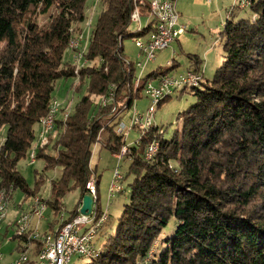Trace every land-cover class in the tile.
Returning <instances> with one entry per match:
<instances>
[{
	"label": "trees",
	"instance_id": "16d2710c",
	"mask_svg": "<svg viewBox=\"0 0 264 264\" xmlns=\"http://www.w3.org/2000/svg\"><path fill=\"white\" fill-rule=\"evenodd\" d=\"M150 1L100 0L84 55L88 63L77 70L65 53L82 30L88 0H0V192L9 202L18 190L25 201L39 196L46 171L60 167L51 180L52 199H41L57 216L70 191L78 189L80 198L66 219L56 220L63 224L79 213L92 178L99 217L101 175L91 160L104 134L113 154L128 147L131 163L123 178L134 177L115 232L84 264H264V194L258 198L264 192V0L247 7L252 17L236 19L234 11L226 17L224 60L211 79L203 80V59L189 54L185 70L201 81L181 88L196 97L179 114L181 130L167 138L153 123L128 145L115 130L119 118L149 81L176 66L153 70L135 85L136 61L128 59L123 42L154 30ZM136 8L149 20L131 31ZM69 78H78L81 96L68 117H57L49 143L36 151L45 166L32 188L19 162L49 114L56 82ZM153 142L159 150L147 160Z\"/></svg>",
	"mask_w": 264,
	"mask_h": 264
},
{
	"label": "rangeland",
	"instance_id": "374dc122",
	"mask_svg": "<svg viewBox=\"0 0 264 264\" xmlns=\"http://www.w3.org/2000/svg\"><path fill=\"white\" fill-rule=\"evenodd\" d=\"M88 11L85 22L81 25L85 36L88 35L89 29L92 27V23L96 20L98 14L101 11L100 0H88ZM177 10L179 12V25L185 26V32L179 39L173 43L169 48L159 51L155 59L145 63L142 68H137V75L144 76L149 72L156 69H165L170 67L172 63L176 66L169 71L170 75L183 72L186 67L190 65L189 54H198L202 59L203 68V80L211 79L224 60L223 41L221 39V32L226 22V17L231 15V11H234L233 15L236 19L252 17L253 13L246 6H240L235 0H176ZM148 17H142L143 23H146ZM92 20L91 26L89 21ZM42 21V20H41ZM147 24V23H146ZM137 23L133 22L131 25V31L136 30ZM88 37V36H87ZM124 48L126 56L131 61L139 60L140 49L135 43L134 37H126L124 39ZM65 59L74 62V53L67 49L65 53ZM145 62V61H144ZM136 79V84L137 85ZM78 78L60 79L56 82V88L53 93V99L58 100L62 105V111L72 110L74 104L78 101L81 93H77L75 86L77 85ZM139 81V80H138ZM98 100V99H97ZM196 100L194 92L187 88L185 90H175L173 94L163 101L160 105L159 102L155 105V111L149 112L150 120H153L154 125L159 126L160 129L165 130V137L170 138L176 130L182 128V118H179V114L188 106L193 104ZM137 110L141 115L147 114L149 106L153 105L151 97L146 93L145 89L142 92V97L134 101ZM132 108V107H131ZM126 112H123V114ZM130 112H127V114ZM62 114V113H61ZM60 114V115H61ZM141 126H134L130 130L126 139L127 144L131 145L136 138L140 136L142 132ZM147 131V130H146ZM39 133V129L37 130ZM37 133V139H38ZM54 133V132H53ZM145 133V132H144ZM102 141L99 144L93 145V156H95L96 146H100L101 150L98 153L96 165L94 164V158L91 160L93 168H97L96 174L101 175L99 185V204L101 209L108 214L106 224L99 230L97 235V245H102L107 238L113 234L119 222V218L124 210V205L129 202L130 189L127 187L128 183L132 181L133 174L122 178L120 184L126 187L125 191H120L114 195H110L109 189L113 180L114 171L117 166L120 167V171L125 176L129 170L131 163L130 158H126L127 151L123 152V148L119 155L122 158H118V154H113L110 149L105 147V135H101ZM102 145V146H101ZM34 147V146H33ZM33 147L29 150L27 158L22 159L19 162V169L27 179L30 187H36V177L39 175L44 166L45 161L43 159H37L34 163L31 162V153ZM52 150V149H49ZM55 153V151H49ZM157 155V154H155ZM154 155V156H155ZM125 157V158H124ZM147 159V158H146ZM152 159V158H151ZM149 159V160H151ZM38 170L39 172H35ZM61 168L56 167L46 171L43 182L39 184L38 195L44 199H52L51 196V180L60 176ZM264 192L259 193L263 198ZM24 192L18 190L15 192L12 201L9 203V216L15 214L18 209V204L25 203L24 207L28 206L31 202L30 197L28 200H24ZM80 198V191L73 189L64 198V209L55 215L50 206L44 214V218L41 222V231L49 229L50 222H59L57 219L61 218L62 214L67 216L70 211L73 210ZM97 199V194H96ZM262 202L261 200H259ZM96 207V203L94 204ZM67 218V217H66ZM174 219L170 225L174 224ZM166 234V233H165ZM164 234V236H165ZM16 246L15 242H6L2 245V252L5 256V260L10 259V254L14 251ZM90 261V258L75 255L72 258L71 264H84Z\"/></svg>",
	"mask_w": 264,
	"mask_h": 264
},
{
	"label": "built area",
	"instance_id": "2783aa9c",
	"mask_svg": "<svg viewBox=\"0 0 264 264\" xmlns=\"http://www.w3.org/2000/svg\"><path fill=\"white\" fill-rule=\"evenodd\" d=\"M240 6L248 7L252 0H235ZM151 18L156 20L154 30L146 36L135 39L136 45L139 47V60L136 61L137 68L156 58L157 53L169 48L175 43L179 37L184 34L185 26L179 25V12L176 6V0H151ZM142 16L138 8L135 9L132 20L137 23L138 29H141L143 23ZM92 20L89 21L91 26ZM90 29L88 37L84 32L76 34L69 45V49L74 53L73 65L77 70L88 62L85 59V52L89 41ZM145 61V62H144ZM144 67V66H143ZM141 75H138V80ZM137 80V82H138ZM201 76L191 69L175 75L167 74L157 79L151 80L145 87L146 93L151 97L153 105L149 106L147 114L141 115L136 107H132L125 111L119 118L116 132L127 139L129 132L134 126H141L142 132L148 131L153 120L149 115L155 111V105L159 100L173 94L175 90L183 87H191L199 85ZM112 97L105 99L108 102ZM61 103L53 99L49 114L41 118L38 139L36 138L33 151L30 155L31 162L36 161V151L38 148L46 146L55 130L56 119L62 113L63 117H68L71 110L61 112ZM134 104L133 106H135ZM127 112H130L127 114ZM96 144H99L96 143ZM128 147L123 148V152ZM159 150V142L151 143L145 152L147 160L154 157ZM121 159L122 155L118 154ZM117 166L114 171L113 180L110 185V195H114L124 189L120 184L123 174ZM88 194L93 197V211L90 214L79 213L70 221L56 226L54 231H41V222L44 214L48 209L41 197L34 196L31 198L29 207L21 212L9 216V201L4 192H0V264H71L75 255L92 258L97 256L100 246L97 245V235L99 230L106 224L108 214L102 212L97 217L94 204L96 203V184L94 178L88 182ZM6 242H15L14 251L10 254V259L5 260L2 252V245Z\"/></svg>",
	"mask_w": 264,
	"mask_h": 264
},
{
	"label": "water",
	"instance_id": "95a60500",
	"mask_svg": "<svg viewBox=\"0 0 264 264\" xmlns=\"http://www.w3.org/2000/svg\"><path fill=\"white\" fill-rule=\"evenodd\" d=\"M93 209V197L89 194L84 195L81 207H80V212L83 214H90Z\"/></svg>",
	"mask_w": 264,
	"mask_h": 264
},
{
	"label": "crops",
	"instance_id": "0c3cea01",
	"mask_svg": "<svg viewBox=\"0 0 264 264\" xmlns=\"http://www.w3.org/2000/svg\"><path fill=\"white\" fill-rule=\"evenodd\" d=\"M88 4H89V1H88ZM148 19V18H147ZM149 20V19H148ZM147 21V20H146ZM141 22L143 23V21H142V19H141ZM148 22V21H147ZM146 22V23H147ZM146 23H143V25H145ZM101 150V147L100 146H96V148H95V156L94 157H92V160H93V158H94V164L96 165V159H97V157L96 156H98V153H99V151ZM37 160V159H36ZM92 166H93V164H92ZM25 203H20V204H18V209H17V211H15V213H17V212H21V211H23V210H25V209H27L28 207H29V204H30V202L28 203V206H26V207H24L25 205H24ZM80 207H81V205H80ZM66 217H68L66 214H62L61 215V218H60V221L62 222L64 219H66ZM51 223V222H50ZM57 226H58V224H57Z\"/></svg>",
	"mask_w": 264,
	"mask_h": 264
}]
</instances>
